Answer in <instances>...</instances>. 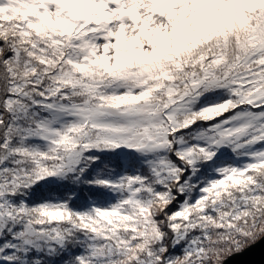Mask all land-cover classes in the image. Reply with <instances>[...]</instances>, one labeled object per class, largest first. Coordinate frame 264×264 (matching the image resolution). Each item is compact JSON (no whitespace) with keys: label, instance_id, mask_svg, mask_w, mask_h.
I'll return each mask as SVG.
<instances>
[{"label":"snow or ice","instance_id":"1","mask_svg":"<svg viewBox=\"0 0 264 264\" xmlns=\"http://www.w3.org/2000/svg\"><path fill=\"white\" fill-rule=\"evenodd\" d=\"M264 236V0H0V264H223Z\"/></svg>","mask_w":264,"mask_h":264},{"label":"water","instance_id":"2","mask_svg":"<svg viewBox=\"0 0 264 264\" xmlns=\"http://www.w3.org/2000/svg\"><path fill=\"white\" fill-rule=\"evenodd\" d=\"M223 264H264V236L244 251L227 257Z\"/></svg>","mask_w":264,"mask_h":264},{"label":"rangeland","instance_id":"3","mask_svg":"<svg viewBox=\"0 0 264 264\" xmlns=\"http://www.w3.org/2000/svg\"><path fill=\"white\" fill-rule=\"evenodd\" d=\"M261 237H262V236H261ZM261 237H260V238H261ZM258 240H259V239H258ZM258 240H257V241H258ZM224 260H225V259H224Z\"/></svg>","mask_w":264,"mask_h":264}]
</instances>
